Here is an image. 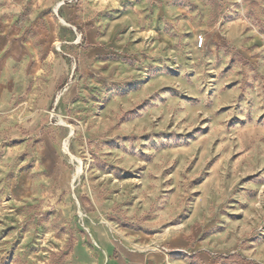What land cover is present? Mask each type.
<instances>
[{
	"label": "rangeland",
	"instance_id": "obj_1",
	"mask_svg": "<svg viewBox=\"0 0 264 264\" xmlns=\"http://www.w3.org/2000/svg\"><path fill=\"white\" fill-rule=\"evenodd\" d=\"M149 1L39 27L56 89L0 118V264H264V0Z\"/></svg>",
	"mask_w": 264,
	"mask_h": 264
},
{
	"label": "crops",
	"instance_id": "obj_2",
	"mask_svg": "<svg viewBox=\"0 0 264 264\" xmlns=\"http://www.w3.org/2000/svg\"><path fill=\"white\" fill-rule=\"evenodd\" d=\"M90 2L92 0H0L1 119L7 116L9 118L15 105L27 106L35 103L40 110V107L44 108L50 102L55 93L56 83H49L46 86L40 82V77L45 72L46 49H40L35 41L44 40L46 32L39 27H44L57 19L58 8L68 7L72 3L74 7H88ZM106 2L111 6L119 4L121 7L132 8V11L121 14L118 18L121 17L119 21L124 24H133L138 22L139 17V14L135 16L133 12H138L135 10L143 8L150 1L106 0ZM141 257L143 264H185L181 259L170 260L166 255H154L149 251ZM196 261L205 264L208 257L206 254H200Z\"/></svg>",
	"mask_w": 264,
	"mask_h": 264
},
{
	"label": "built area",
	"instance_id": "obj_3",
	"mask_svg": "<svg viewBox=\"0 0 264 264\" xmlns=\"http://www.w3.org/2000/svg\"><path fill=\"white\" fill-rule=\"evenodd\" d=\"M199 46H200V47L202 46V39H200V41H199ZM161 253L165 255V254H168V251H167L166 249L163 248V249L161 250Z\"/></svg>",
	"mask_w": 264,
	"mask_h": 264
}]
</instances>
